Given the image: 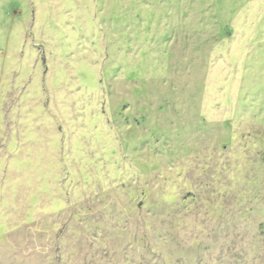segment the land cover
Here are the masks:
<instances>
[{
    "label": "rangeland",
    "instance_id": "obj_1",
    "mask_svg": "<svg viewBox=\"0 0 264 264\" xmlns=\"http://www.w3.org/2000/svg\"><path fill=\"white\" fill-rule=\"evenodd\" d=\"M0 264H264V0H0Z\"/></svg>",
    "mask_w": 264,
    "mask_h": 264
}]
</instances>
